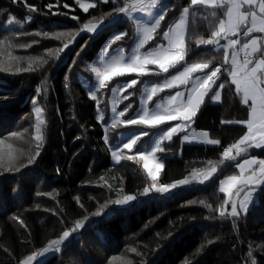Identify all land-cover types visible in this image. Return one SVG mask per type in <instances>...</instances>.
Masks as SVG:
<instances>
[{
  "label": "trees",
  "instance_id": "16d2710c",
  "mask_svg": "<svg viewBox=\"0 0 264 264\" xmlns=\"http://www.w3.org/2000/svg\"><path fill=\"white\" fill-rule=\"evenodd\" d=\"M123 3L124 0H119L118 4L109 0L98 3L86 13L76 0H0V39L13 44V55L25 58L19 66L28 67L27 58L47 60V63L34 64L35 70L29 72H15L14 61L13 71H0V139L34 154L35 141L31 140L35 123L34 98L45 109L47 119L46 139L36 162L20 172L0 169V264H19L85 216L89 217L85 227L73 233L60 252L40 264H109L113 257L126 259L130 264H185L186 261L187 264H251L252 258L257 264H264V195H257V202L238 218H221L215 210L224 200V194L218 190V181L236 174V163L240 159L264 158V149L252 148L247 156L219 164L224 148L247 131L243 124L235 121L247 120L249 113L227 72L217 81V85L225 84L224 89H220V102L211 103L209 96L206 97L191 127L208 131L211 138L220 140L221 144L181 145L178 135L171 142L163 143L164 152H158L165 165L158 183L190 177L193 169L207 168V161L213 160L217 162L218 172L210 182H193L167 196L155 192L143 196L140 193L145 186L151 187L152 181L144 172L142 162L125 159L119 164L112 163L108 145L113 144L121 132L136 127L148 132L150 137L168 125L108 127L109 88L97 93L100 100L97 106L81 81V78L92 79L88 65L113 34L126 33L112 49L128 48L132 44L134 21L115 13L107 15ZM162 3L168 12L147 48L164 41L163 31L177 20L184 7H189L190 0H162ZM25 4L35 6L38 11L31 12ZM49 4L55 7L50 10ZM65 4L68 7H64ZM212 11L203 6L190 7L185 33L188 63L213 60V67L223 65V49L217 51L214 46L198 47L196 44L198 38H210L219 18H223V10L216 9V17L212 16ZM52 12L58 15L53 16ZM72 16L78 19L72 20ZM27 17L32 18L31 22ZM12 19L21 22L23 27L15 23L10 25L8 21ZM90 19L104 27L98 34L79 32ZM45 32H71L72 35L79 32V35L57 58L56 50L71 41V36L58 40L51 35L44 37ZM248 38L241 39V43ZM126 78L140 81L133 88L131 99L136 104L139 86L151 77L130 75ZM120 79L124 77L113 81ZM38 89L42 90L39 96ZM97 112L103 114V120L97 118ZM222 120L233 123L222 124ZM24 129L28 131L20 139L10 138L11 133H23ZM148 137L133 153L126 151V155L139 150ZM21 159L26 161L27 156ZM124 194L137 199L125 207L108 203ZM200 201L212 205L214 210L210 211ZM105 205L101 216L92 215ZM209 240L214 243L208 244ZM133 248L136 252L130 251ZM249 251L252 258L247 255ZM112 264H120V261Z\"/></svg>",
  "mask_w": 264,
  "mask_h": 264
},
{
  "label": "snow or ice",
  "instance_id": "6c2138e0",
  "mask_svg": "<svg viewBox=\"0 0 264 264\" xmlns=\"http://www.w3.org/2000/svg\"><path fill=\"white\" fill-rule=\"evenodd\" d=\"M15 2V0H13ZM109 0H93V2H82L76 0V4L84 11L88 12L91 8H96L98 3H108ZM113 4H118L119 0H111ZM31 12L38 9L35 6L25 4ZM203 6L211 9L212 16H218L216 9L223 10V18H219L218 26L211 32V37L196 40L197 46L211 45L214 50L223 49V65L213 67V60H198L188 63L186 44V24L189 18L190 7ZM55 7L53 4L47 5L48 9ZM68 7V5H64ZM168 8L163 5L162 0H124L122 6L115 7L108 16L115 13L117 16L123 15L129 21H135L136 13L145 14L152 18L150 24H141L136 22V31L138 39L133 46L130 54L126 55L123 49L110 51L112 45L116 41L121 40L126 33L116 34L108 41L101 50V54L97 64L91 65L90 70L94 74L96 84L90 87V98L96 101L97 106L100 104L97 93L108 89L109 85L116 77H122L130 73H135L138 77L148 75H160L169 73L171 69L180 66L175 74L165 76L164 80L159 83L146 84L142 90L143 99L141 100V109L137 115L128 119H121L128 113L131 105L129 104L123 110L117 111L119 103L125 99L123 93L128 89L137 86L140 81L132 79L130 81L119 83L111 87V92L116 94V100L112 102V118L108 127L115 128L117 125H145L149 128H157L160 125L167 124L172 121H178L174 125L161 130L156 134L152 141V147L148 151L136 150L132 155H125L124 149L129 153H133L137 149V145L142 136H148V132H136L124 135L121 144L112 149L111 155L114 161L119 164L121 160L143 161V170L147 173V177L152 181L151 187L145 186L140 195L147 196L150 192L161 195H167L180 186H186L193 182L204 184L209 181L214 174L218 172L217 162L213 160L207 161V168H195L192 170L190 177L176 180L172 183H158L160 172L164 169L163 161L156 157V153L164 152L163 147L165 141L171 142L173 137L180 132H186L195 122L201 107L205 104V98L209 96L213 90L218 87L224 89L225 84L217 81L221 79V75L227 72L232 85L235 86V92L241 97V103L249 108L248 119L245 121H235V123L243 124L247 131L236 142L225 147L221 153L219 164L224 161H235L238 157L247 156L249 149H264V35L252 36L253 33L264 34V0H190L189 7H184L179 19L163 31V39L166 44H158L157 46L142 51L146 45L158 34L161 22L165 20ZM63 15V13H60ZM52 15H58L52 12ZM31 22V17L26 18ZM77 20L76 16L71 17ZM8 23L17 24L23 27V24L15 19L9 20ZM103 24H97L93 20L84 23L79 32H88L98 34ZM79 32L76 35H79ZM241 33L243 37H251L241 44ZM40 35V33H37ZM44 37L61 39L71 36V41L63 43V46L56 50V57L69 48V43L74 42L76 35L71 32H56L42 34ZM231 37H236L232 39ZM224 41L221 44V41ZM81 46V51L86 46ZM31 45H20V47H30ZM239 46V47H238ZM13 44L6 39H0V71H13L12 62H16L15 72H29L35 70L34 64L47 63L43 58H27L28 67L21 68L20 62L25 59L13 55L11 49ZM241 53L243 57L241 58ZM6 54V56H5ZM259 54V55H258ZM77 56L80 52L76 53ZM75 63V61H73ZM149 65H154L159 72L149 69ZM224 65L230 67L225 68ZM201 73L202 75H195ZM67 79V77H66ZM174 94L164 98L163 101L155 103L153 108H149L150 102L153 101L159 93L165 90L180 89ZM46 91V90H44ZM42 90H37V95H41ZM213 101L221 99V92L215 91L212 95ZM33 113L35 117L34 134L31 140L35 141V152L26 153L19 148L13 146L11 142L0 139V169L3 172H20L22 169L33 165L37 158L41 155V149L46 139L45 132L47 128V119L45 109L42 108L37 99H33ZM99 120H103V114L98 116ZM222 124H231L233 121H221ZM24 132H13L10 138L20 139ZM190 136L193 138L190 139ZM105 142H108L107 135ZM183 142H197L207 145H220L221 141L210 138L207 131H201L198 136L196 134L185 135ZM234 153V154H233ZM27 156L26 161L22 157ZM239 169V175H228L220 181L219 192L224 194L223 205L218 209L221 218H238L241 214L247 213L250 205L254 203L256 195H264V158L248 156L236 165ZM102 181L104 177L100 178ZM102 186V185H101ZM118 191L122 192V189ZM243 193V195H241ZM134 195L124 194L115 200H110L109 204L119 207L130 206L131 202L136 201ZM202 205L210 211L214 210L212 205L200 201ZM231 205L230 211L226 206ZM92 213L93 216H101L104 208ZM12 219L17 220V217ZM89 219L85 216L82 220H77L73 228L64 230L57 239H51L39 251H34L22 259L19 264H33L37 257H44L48 253L60 252L73 233L83 229L86 221ZM21 226L23 222L20 221ZM171 235V233H169ZM214 241L209 240L208 244ZM130 251L136 252V249ZM139 255V253H137ZM252 258V252L247 253ZM113 261H120V264H130V261L121 257H113L109 264ZM187 264V261L185 262ZM251 264H257L255 258H252Z\"/></svg>",
  "mask_w": 264,
  "mask_h": 264
},
{
  "label": "rangeland",
  "instance_id": "374dc122",
  "mask_svg": "<svg viewBox=\"0 0 264 264\" xmlns=\"http://www.w3.org/2000/svg\"><path fill=\"white\" fill-rule=\"evenodd\" d=\"M182 10H183V9H182ZM182 10L180 11L177 20L179 19ZM134 15H135V21H134V24H135V37H134V40H133L132 44H131L128 48H122L121 46H118V47H115V48H113V49H110V51H114V50H117V49H123L126 55L130 54L131 50L133 49L134 44L136 43V41H137V39H138V34H137V31H136V22H139V23H141V24H150V23L152 22V18L149 17V16H147V15H145V14L136 13V14H134ZM177 20H176V21H177ZM176 21H175V22H176ZM175 22H174V23H175ZM174 23H173V24H174ZM173 24H171L170 26H172ZM170 26H169V27H170ZM169 27H168V28H169ZM186 27H187V24H186ZM168 28H167V29H168ZM115 35H116V33L113 34V35L107 40V42L110 41ZM263 35H264V34H263ZM231 38H232V37H231ZM232 39H233V38H232ZM107 42H106V43H107ZM106 43H105V44H106ZM166 43H167V42L164 40L163 42H160V43H158V44H166ZM223 43H224V41L222 40V41H221V44H223ZM158 44H157V45H158ZM157 45H156V46H157ZM104 46H105V45H104ZM104 46H103V47H104ZM146 46H147V45H146ZM103 47H102V48H103ZM154 47H155V46H154ZM152 48H153V47H152ZM148 49H150V47H149V48L145 47V49H143L142 51H147ZM101 50H102V49H101ZM100 54H101V51H100V53L98 54V56H97V57H96V58H95V59H94L89 65H88L89 69H90V66H91V65H94V64H97V63H98V60H99ZM148 67H149V69H151V70L154 71V72H159V69L155 68L154 65H149ZM178 70H180V66H178L176 69H171L170 72H169V73H166V74H160V75H151V74H150V75H148V76H150L151 78L148 79V80H146V81H144V82L139 86L138 95H137L136 100H135V101H136V104H134V102L131 100L132 97H133V88H132V89H128L126 92H124L123 95H124V96H127L128 99H125V100H123L122 102L119 103V106H118V108H117V111L123 110V109H124L126 106H128L129 104L131 105V108L129 109L128 113H126L125 117H122L121 119H128V118H131L132 116L137 115V114L140 112V109H141V100L143 99L142 90H143V88H144V86H145L146 84L162 82V81L164 80L165 76H170V75H172V74H175ZM130 75H135V76H137L135 73H130V74H127V75H125V76H122V77H124V79L115 80V81H113V82L109 85V91H108V96H107V102H108V107H109V123H111V118H112V115H113V114H112V111H111L112 102L116 100V94L112 93L110 89H111V87L114 86V85H117V84H119V83H124V82H127V81L132 80L133 78H132V79L126 78L127 76H130ZM195 75H202V74H201V73H197V74H195ZM116 78H118V77H116ZM138 78H139V77H138ZM81 81H82L84 87H85L86 90H87V94H88V96L90 97V94H89V93H90V87H91L92 85H95V84H96V80H95L94 74L92 73V79H91V80L81 78ZM183 90H184V88L182 87V88H180V89L165 90L164 92L159 93L156 97H154L153 101L150 102V104H149V108H153L156 102H158V101H163L165 97L174 94L176 91H183ZM215 91H220V89H219L218 87H216V88L213 90V92L209 94V100H210L211 103H219V102H220V100H219V101H213L212 98H211ZM220 92H221V91H220ZM133 105H134V107H135L134 111H133ZM99 115H100V113L97 112V118H98ZM176 123H179V122H178V121H172V122L167 123V124H168L167 126H165V127L161 128V129L157 130V131L154 132L152 135H150V137H148V136H142L140 142H141L145 137H148V139H147V142H146V143H144V144H142V145L140 146V149H139V150H140V151H148V150L153 146V145H152V141L155 139L156 134H157L158 132H160L161 130L166 129V128H168L169 126L174 125V124H176ZM135 126H136V125H135ZM143 126H145V125H143ZM146 127H147V126H146ZM201 131H206V130H192L191 128H189L186 132H180V133L178 134V135H179V141H180V144H181V145H183V144L207 145V144L197 143V142H183V143H182V138H183L185 135H189V134H193V133H194V134H196V135L198 136V134H199ZM136 132H145V131H144V130H140V129H138V128L135 127V128H132V129H130V130H128V131L121 132V133L119 134V136H118V139H116V141H115L113 144L108 145V152H109V154H110V156H111L112 163H116V162L114 161V159L112 158V155H111V151H112V149L116 148L117 146H119V145L121 144V140H122V138H123L124 135H127V134H129V133H136ZM207 132H208V131H207ZM208 133H209V132H208ZM178 135H176V136H178ZM209 135H210V134H209ZM174 137H175V136H174ZM174 137H173V138H174ZM192 138H193V137L190 136V139H192ZM210 138H211V136H210ZM212 139H213V138H212ZM140 142H139V143H140ZM165 142H167V141H165ZM139 143H138V145H139ZM138 145H137V146H138ZM123 151H124V154L126 155V151H127V150L124 149ZM155 155H156V157H157L159 160L163 161V160L158 156V153H156ZM245 158H248V156L245 157ZM245 158L240 159V160L236 163V165H237L238 163H240V162H241L243 159H245ZM141 162H142V165H143V161H141ZM236 168H237V167H236ZM239 174H240V173H239V169L237 168V173L234 174V175H239ZM214 176H215V174L213 175V177H212L209 181L205 182L204 184L210 182V181L214 178ZM227 176H228V175H227ZM227 176L221 178V179L218 181V190H219V184H220V181L223 180V179H225ZM196 183H197V182H196ZM197 184H199V183H197ZM186 186H187V185H186ZM180 187H184V186H180ZM180 187H178L177 189H179ZM177 189H175L173 192H175ZM173 192H171V193H169V194H167V195H170V194H172ZM160 195H161V194H159V196H160ZM167 195H164V196H167ZM241 195H243V193H241ZM256 202H257V195H256V199H255L254 203H256ZM254 203H252V204L250 205L249 209L252 207V205H253ZM226 208H227L228 211H230L231 205H227ZM54 253H55V252H54ZM54 253H48V254H46L44 257H37V260L34 261L33 264H40L43 260H45L47 257H49L50 255H52V254H54Z\"/></svg>",
  "mask_w": 264,
  "mask_h": 264
},
{
  "label": "crops",
  "instance_id": "0c3cea01",
  "mask_svg": "<svg viewBox=\"0 0 264 264\" xmlns=\"http://www.w3.org/2000/svg\"><path fill=\"white\" fill-rule=\"evenodd\" d=\"M255 35H256V36H261V35H263V34H260V33H253V36H255ZM232 38L235 39L236 37H232ZM243 38H244V37H243V35H242V33H241V39H243ZM245 38H246V37H245ZM248 39H251V37L248 38ZM248 39L244 40L243 42L247 41ZM243 42H242V43H243ZM242 43H241V44H242ZM261 43L264 44V41H261ZM238 47H239V46H238ZM258 55H259V54H258ZM241 58H242V57H241ZM233 154H234V153H233Z\"/></svg>",
  "mask_w": 264,
  "mask_h": 264
},
{
  "label": "built area",
  "instance_id": "2783aa9c",
  "mask_svg": "<svg viewBox=\"0 0 264 264\" xmlns=\"http://www.w3.org/2000/svg\"><path fill=\"white\" fill-rule=\"evenodd\" d=\"M241 57H243V54L241 53Z\"/></svg>",
  "mask_w": 264,
  "mask_h": 264
}]
</instances>
